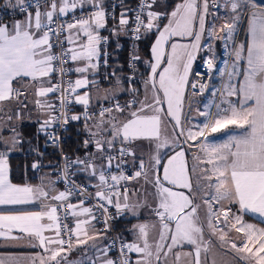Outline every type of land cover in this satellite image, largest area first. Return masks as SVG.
<instances>
[{
    "label": "snow or ice",
    "instance_id": "6c2138e0",
    "mask_svg": "<svg viewBox=\"0 0 264 264\" xmlns=\"http://www.w3.org/2000/svg\"><path fill=\"white\" fill-rule=\"evenodd\" d=\"M9 6L19 16L0 19V205L40 210L0 211V240L41 251L0 255V264H264V0H179L170 11L167 0ZM152 36L144 59L140 44ZM122 38L132 41L128 75L109 63ZM202 54L209 80L193 69ZM206 92L192 116V98ZM33 110L29 138L23 125ZM70 122L83 124L82 146L95 151L64 155L39 184L13 183L10 154L27 142L38 172L41 136L60 148L57 130ZM145 141L147 154L138 150ZM79 173L96 182L77 184ZM65 205L74 227L62 221ZM145 209L152 219L126 229L132 240L109 235L114 221Z\"/></svg>",
    "mask_w": 264,
    "mask_h": 264
},
{
    "label": "crops",
    "instance_id": "0c3cea01",
    "mask_svg": "<svg viewBox=\"0 0 264 264\" xmlns=\"http://www.w3.org/2000/svg\"><path fill=\"white\" fill-rule=\"evenodd\" d=\"M1 1L4 2V0H0V2ZM6 8H9V9L5 10L4 12H2V13H5V16L2 19L7 20V19H10V18H17L19 16L18 6L17 7H6ZM113 23H114V21L110 20L109 21V27H111V25ZM102 34L103 35H108V32L104 31ZM120 42H122V40ZM216 49H217V55L223 54V49H222L221 46H217ZM219 49H220V52H219ZM202 58H203V56L200 57V59H197V61L194 64V66L196 64H198V62H200V60ZM113 66L115 67L116 65H113ZM194 66H193V68H194ZM118 75H123V74L122 73L120 74L118 72ZM73 77H74V79L76 78V76H73ZM103 86L104 87H108V84H104ZM125 86H127V85H125ZM49 99L53 100V97L50 96ZM121 99L124 100V99H127V97L126 96H122ZM74 107L76 109L83 108L80 105H74ZM36 117H37V113H36L35 110H33V112H32V121H26L25 124L23 125L24 133L29 138H31V136L35 133V129L38 127V124L35 123ZM196 123H198V122L196 121ZM82 128H83V124L81 122H76V123L72 124L70 126V128L68 129L67 133H66V137L68 138L71 135L73 137V139L77 138L78 141H80L82 143V141L86 138V134L82 131ZM33 143H36V142L33 141ZM38 144H39L40 151L43 152V136H41L40 140L38 141ZM85 151L93 152V151H95V149L92 148V147H89ZM84 155H85V152L82 153L79 156H84ZM27 156H29V157H27ZM35 156H36L35 153L30 151V146H29V144L27 142H25L23 144L22 148H20L19 150H17V151H15V152L10 154V156H9L10 178L12 179L13 183H16V184H24V183L39 184L41 182V178L45 177V174L53 173L52 165L50 163V159L47 158V159H45L47 161L46 162L47 165L45 166V168L42 169V171L39 174L35 175L33 173V171L30 169L31 159L33 160L34 158H32V157H35ZM189 158H190V156H189ZM19 166L20 167H25L24 171H23V177L24 178H28L29 177V173L31 172V174H33L34 180L33 181H15L12 178V176H11V170H12V168H17ZM31 174H30V177H31ZM78 176L81 177L82 179L88 181L89 183H95L96 182V181H89L87 179L86 174H84V173H79ZM49 178L54 180L53 175H51ZM141 183H143V181H141ZM131 187H133V185H131ZM145 187H148V186H145ZM56 188L58 190H60V191H63L62 186L58 185L57 183H56ZM75 203H77V202H75ZM39 210H40V208H39L38 204L0 205V211L6 212V213L10 212V211H39ZM128 218H132V217L125 216V217L119 219L120 223H121L120 226H122L123 228L128 226V228H130L132 224H135L137 222H144L146 220L150 221L152 219V217L148 214L146 209L143 210L141 216L138 219H136L135 221L130 223ZM123 219H125L127 221L126 222L122 221ZM246 219L249 220V222H253V223L256 222V221L252 220L251 217H246ZM73 220H74V218H73ZM261 226H264V225H261ZM128 239L129 240L133 239V237H132V235L130 233L128 234ZM22 251L23 252H28V253H34V252H38V251H41V250L38 249V248L37 249H17V248L7 247V246H3V241L0 240V255H7V254H10V253H18V252H22ZM79 256H80V251L74 252L72 254V258L73 259H76Z\"/></svg>",
    "mask_w": 264,
    "mask_h": 264
},
{
    "label": "trees",
    "instance_id": "16d2710c",
    "mask_svg": "<svg viewBox=\"0 0 264 264\" xmlns=\"http://www.w3.org/2000/svg\"><path fill=\"white\" fill-rule=\"evenodd\" d=\"M176 1L177 0H171V2L169 3L168 0H167V7L169 8ZM133 3H134V0H132V1L131 0H127V4L129 6L132 7ZM119 10L120 9L118 8V12H119ZM242 35H243V33H241V38H242ZM152 37L149 40H146V41H144V42H142L140 44V50L139 51H140V54L142 53L145 56V57H143L144 59H147L149 57V47H150V44H151V41H152ZM121 40H122L121 43L124 45V47L122 49L116 50L115 43H112V45H111V48H110L111 49V53H112L111 62L113 63V65H123V69L119 73L120 74L121 73L124 74L125 72H128L129 71L128 70V66H127V61H128V58H129V53L131 51L132 41L128 40L127 38H122ZM217 46H220V45L217 44ZM219 52H220V49H219ZM138 67H139V71L140 72L146 74V69H145V67L142 64L141 65H138ZM64 147H65V149L72 156H79V155H81L82 153L85 152V148L82 146V143L80 141H78L77 138L73 139V137L71 135L68 138L65 137ZM43 153H44L43 157H40L39 159L42 160V161H45V159L49 158L50 159V162H52V157L49 156V154H47L44 151H43ZM27 157H29V156H27ZM32 158H34V159L33 160L31 159V163H32V161L38 159L37 156L32 157ZM31 163H30V165H31ZM24 168L25 167H20V166L17 167V168H12V170H11V176H12V178L15 181H33L34 180L33 174H31V172L29 173V177L28 178H24L23 177ZM30 169H31V167H30ZM41 171L42 170H40L39 172H34L33 171V173L36 175V174H39ZM30 174H31V177H30ZM77 177L81 181L88 182V181L82 179L81 177H79L78 175H77ZM128 220L131 223V222L135 221L136 218H128ZM122 221H125L126 222L127 220L123 219ZM120 224H121L120 223V220H117V222H116V228H117V230L120 233H122L126 238H128L129 232L126 231V229H128V226H126V227L123 228L122 226H120Z\"/></svg>",
    "mask_w": 264,
    "mask_h": 264
},
{
    "label": "built area",
    "instance_id": "2783aa9c",
    "mask_svg": "<svg viewBox=\"0 0 264 264\" xmlns=\"http://www.w3.org/2000/svg\"><path fill=\"white\" fill-rule=\"evenodd\" d=\"M109 2H110V3H113V4H118V3H119V0H109ZM136 3H137V0H134V3H133V5H132L133 8H135ZM116 11H117V13H118V8L116 9ZM4 16H5V13H2V12H1V13H0V19H2ZM109 51L111 52V49H110V48H109ZM66 59H67V58H65V60H66ZM109 63H110L111 65H113V63L111 62V59H110ZM193 69H194V72H199V73H201L202 76H203V78H204V80H209V74L207 73V69L204 67L203 59H202L198 64H196V65L194 66ZM128 74H130L129 71H128V72H125L123 75H128ZM70 78L74 80V77H73V76L70 77ZM193 78H195V77H193ZM211 81H212V79L210 80V82H211ZM53 82H55V78H54V81H53ZM105 84H107V83H105ZM52 97H53V101H54V100L56 99V96H52ZM121 101L123 102L122 99H121ZM82 111H83V108H81V109H76L74 106L72 107V112H74V113H76V114H79V113H81ZM70 114H71V113H70ZM74 123H76V122H70V123L66 126L65 129H58V130H57V131H58V134L61 136L60 148L63 149V152H61L60 148H57V147L51 145L50 143L47 144V145H45V140H44V138H43V151L46 152L47 154H49V156L52 157V162H50V163L52 164V171H53V173H57V172L59 171V169L63 167L64 161H63V158H62V157H63L64 155H67V156H69V157L72 158V159H75L76 157H78V156H72V155H71V154L65 149V147H64V140H65V137H66V133H67V131H68V128H69L72 124H74ZM79 157L82 158V157H84V156H79ZM34 161H35V160H34ZM32 162H33V161H32ZM46 162H47L46 160H45V161H42V160H41V163H42L43 167H42L40 170H42V169L45 168V166L47 165ZM31 164H32V163H31ZM40 170H39V171H40ZM32 171L37 172V171H35V170H33V169H32ZM39 171H38V172H39ZM113 171H115V169H113ZM125 171H129V169H125ZM131 171H135V169H131ZM131 171H129V174H131ZM117 174H118V173H117ZM53 178H54V180H56V175H53ZM75 179H76L77 184H80V183L89 184V182H84V181L79 180V178H78L77 176L75 177ZM57 184L60 185V186H62L63 190L65 189V183H64L63 181H57ZM129 187H131V184L129 185ZM94 190H95V189H93V188H91V187L89 188V191H90V192H93ZM75 201H77V198H76V197H73L72 202L74 203ZM94 203H95L94 200H93V201H89V202L86 204V206L91 207ZM65 211H67V207H66V205H65L64 209H62L61 212H60V215H61L62 221H63L64 223H67L70 227H74L75 222H74V220H73L72 217H68L66 220L64 219V217H63V213H64ZM94 211H95V209H94ZM109 212L112 213V214L114 215V214H115V209H114V208H109ZM116 222H117V220L113 222V223H114V232L109 233L110 236L115 235V234H117V233H120V232L117 230V228H116ZM97 227H98V228H103V225H102V224H98ZM127 239H128V238H127ZM128 240H129V239H128Z\"/></svg>",
    "mask_w": 264,
    "mask_h": 264
},
{
    "label": "rangeland",
    "instance_id": "374dc122",
    "mask_svg": "<svg viewBox=\"0 0 264 264\" xmlns=\"http://www.w3.org/2000/svg\"><path fill=\"white\" fill-rule=\"evenodd\" d=\"M168 2L170 3L171 0H168ZM178 2H179V0H177L175 3H178ZM175 3L173 5H171L169 8L167 7L169 11L171 10L172 7H174ZM9 4L15 5L16 4V0H4V2L1 1L0 2V13L4 12L5 10H8L9 8H6V7H10ZM242 27H244V25H242ZM243 35H242V39H243ZM154 39H155V37L153 36L152 40H154ZM139 50H140V48H139ZM215 51L217 53L216 49H215ZM140 55L142 57H145L142 53ZM202 56H203V54L200 57H202ZM218 56L220 57L221 60L224 58L223 54H219ZM200 57L198 59H200ZM146 74H147V70H146ZM146 74H145V76H146ZM210 83L214 84L216 86H219V79L218 78H214V79H212V81ZM136 87H140V85L137 84ZM208 95H209V93L206 92L204 97L195 96V97L192 98V103H193V111L191 113L192 116H195V110H196L197 107H200L201 110H202V102H206V99H207ZM185 111L187 112V101H186ZM213 111H215V109H213ZM203 119H204L203 117H196V120L193 121V122L196 123V121H197L198 123H200V122L203 121ZM215 137L217 139H223L224 138V134L223 133L215 134ZM138 150L143 152V153H145V154H147L149 152V150H150L148 142L147 141L143 142L140 145ZM189 161H190V158H189ZM149 191H151V189H149ZM149 200L151 202V197H149ZM75 202H78V201H75Z\"/></svg>",
    "mask_w": 264,
    "mask_h": 264
}]
</instances>
